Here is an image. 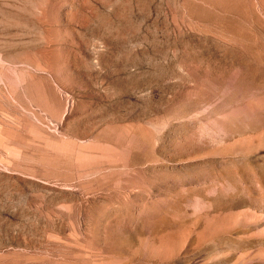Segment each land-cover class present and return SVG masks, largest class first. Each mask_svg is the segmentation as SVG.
<instances>
[{
	"label": "rangeland",
	"instance_id": "374dc122",
	"mask_svg": "<svg viewBox=\"0 0 264 264\" xmlns=\"http://www.w3.org/2000/svg\"><path fill=\"white\" fill-rule=\"evenodd\" d=\"M0 264H264V0H0Z\"/></svg>",
	"mask_w": 264,
	"mask_h": 264
}]
</instances>
